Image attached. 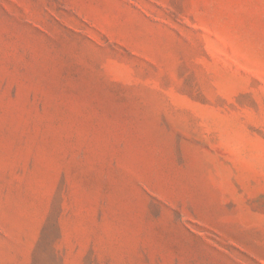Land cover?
<instances>
[{
    "label": "rangeland",
    "instance_id": "1",
    "mask_svg": "<svg viewBox=\"0 0 264 264\" xmlns=\"http://www.w3.org/2000/svg\"><path fill=\"white\" fill-rule=\"evenodd\" d=\"M0 264H264V0H0Z\"/></svg>",
    "mask_w": 264,
    "mask_h": 264
}]
</instances>
